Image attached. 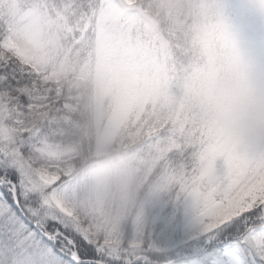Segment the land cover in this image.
<instances>
[{
    "label": "rangeland",
    "instance_id": "374dc122",
    "mask_svg": "<svg viewBox=\"0 0 264 264\" xmlns=\"http://www.w3.org/2000/svg\"><path fill=\"white\" fill-rule=\"evenodd\" d=\"M191 4L99 0L91 55L88 40L66 36L46 5L48 27L43 16L19 0H0V22L8 37L0 42L1 49H10L47 81L72 73L92 85L97 160L87 174L75 173L66 161L77 155L78 146L53 141L48 133L39 137L33 151L57 164V170L40 171L15 154L11 158L37 178L51 181L88 236H100L107 248L126 243L135 251L141 246L160 254L176 251L215 228L213 223L220 226L235 218L246 208L245 201L264 189V111L230 108L219 79L227 56L242 61L264 84V0ZM172 8L197 18L194 42L204 59L201 70L174 81L165 46L149 42L148 20L163 12L168 21ZM67 18L70 27L77 25L75 16ZM4 118L0 112V142L6 145L25 124ZM62 122L69 125L67 119ZM143 132L148 139L130 150ZM182 137L195 147L196 166L172 158L138 202L139 186L167 153L180 150Z\"/></svg>",
    "mask_w": 264,
    "mask_h": 264
},
{
    "label": "trees",
    "instance_id": "16d2710c",
    "mask_svg": "<svg viewBox=\"0 0 264 264\" xmlns=\"http://www.w3.org/2000/svg\"><path fill=\"white\" fill-rule=\"evenodd\" d=\"M190 1L192 6L195 0ZM19 2L22 7H31L37 14L43 16L41 20L48 27L49 23L44 17L43 10L46 5L48 15L58 28L64 26L65 30L62 28V32L66 36L74 35L81 42L87 39L89 52L93 54L94 25L99 0H19ZM65 6L69 8L67 13L63 9ZM173 9L168 21H165L163 12L160 15L157 14L156 18L148 17V20L150 22L149 42L156 41L165 46L168 74L174 81L177 78H183L193 69L201 70L204 59L194 42L196 36L194 32L200 25L197 18L189 12L185 17L183 16L185 13L180 15L176 9L175 11ZM67 16H75L78 20L77 25L70 27L71 21ZM5 35L4 24L0 22V42ZM5 65L15 68L17 83L8 86L0 80V112L3 113L4 119H8L13 125L19 124H14V121L20 120L25 126L6 145L3 144L5 141L0 142V155L11 157L15 154L28 160L37 170L54 172L58 169V165L41 159L33 151L39 137L43 133H48L53 141L78 146L77 155L66 162L74 168L75 173L83 171L87 174L89 166L97 160L93 156L95 134L92 128V85L89 82L76 80L72 73L59 80L47 81L46 75L36 71L30 63L21 61L13 53L0 47V71ZM64 119L69 121V125L63 124ZM147 136V133L143 132L141 138L133 142L129 149L133 150L141 146L148 139ZM180 144V150L176 154L167 153L156 170L139 186L138 202L145 196L164 167L171 163L172 158H176L179 164L196 166L192 154L194 146L189 144L185 137L180 138ZM116 148L117 143L113 145V149ZM65 180L66 178H61V182ZM254 200H264V189L257 193L255 198L247 199L246 208L236 217L244 213ZM212 225L215 228L219 227L216 223ZM199 237L196 236L184 247L166 254L146 251L145 246L135 251L129 249L126 243L110 249L103 244L100 236L92 240L103 246L110 264H180L187 257V248Z\"/></svg>",
    "mask_w": 264,
    "mask_h": 264
},
{
    "label": "snow or ice",
    "instance_id": "6c2138e0",
    "mask_svg": "<svg viewBox=\"0 0 264 264\" xmlns=\"http://www.w3.org/2000/svg\"><path fill=\"white\" fill-rule=\"evenodd\" d=\"M15 77L14 67L5 65L0 71L5 85L16 84ZM186 251L180 264H264V200H254L240 216L206 231ZM0 264L110 261L103 246L74 219L51 181L0 155Z\"/></svg>",
    "mask_w": 264,
    "mask_h": 264
},
{
    "label": "clouds",
    "instance_id": "9594fccd",
    "mask_svg": "<svg viewBox=\"0 0 264 264\" xmlns=\"http://www.w3.org/2000/svg\"><path fill=\"white\" fill-rule=\"evenodd\" d=\"M222 98L230 108L238 111H264V84L258 83L242 61L225 57L219 76Z\"/></svg>",
    "mask_w": 264,
    "mask_h": 264
}]
</instances>
